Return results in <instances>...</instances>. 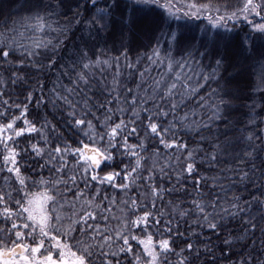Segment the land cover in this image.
<instances>
[{
  "label": "snow or ice",
  "instance_id": "snow-or-ice-1",
  "mask_svg": "<svg viewBox=\"0 0 264 264\" xmlns=\"http://www.w3.org/2000/svg\"><path fill=\"white\" fill-rule=\"evenodd\" d=\"M14 3V0H8ZM74 0H57L55 5L44 4L43 0H26L25 5H21L26 11L35 15L36 27L44 29L47 17L52 15L53 9L68 7L72 11L71 16L65 17L63 24L52 29L58 35L55 39L44 41H36L32 47H26L18 43L16 40L0 35V69L7 73L5 78L0 75V85L7 86L10 82L15 85L28 79L26 69L35 72H43L45 68L52 69L57 66L58 52L65 40L60 37L70 38L72 25L84 24L89 30L95 29L100 31L105 29L113 12L120 6L121 0H86L91 5L94 12L91 16L85 17L79 10L82 5L77 3L76 9H71L70 4ZM127 9V19L121 17L122 21L131 25L135 21L137 13L148 9L159 8L160 14L151 17L148 24L157 32L156 44L152 48V54L147 59L160 67H164L166 71L152 82L151 99L155 105V111L152 112L146 106L148 100H144L145 105L140 109L146 115L147 123L144 125L145 136L139 137L138 129L135 126L129 128L128 123L124 119L113 123L112 116L106 115L103 121L106 131L96 133L99 140L103 143L105 136L108 137L107 146L103 150L99 147H89L88 144L83 145V149H70L65 144L64 147L59 145L48 148L41 147L39 143H30L24 148H20L17 140L25 136L26 133H37L41 136L44 145H49V140L43 131V126L38 129L36 124L27 119V104H10L8 100L3 101V110H0V120L6 121L0 123V146L3 147L2 156L4 167L9 173H15L17 186H12L11 191L0 190V216H3L4 226L0 227V243L5 240L12 244L7 252L0 248V264H264V240L261 241V247L257 250L252 244L246 241L249 234H255L259 231L264 235V159L257 165L258 152H264V136H256L255 132H249L244 139L247 141L245 148L233 155L236 161L235 165L227 166L221 169V175L212 177H201L195 181L196 185H200L202 181L211 180L212 187H219L220 191H225L221 180L229 181L233 179L239 182H247L256 190L257 194H250L249 200H244L239 195H234L231 199L227 198L225 193L221 197L219 193L214 198L194 199L192 207L199 214L195 223L198 226L206 225L215 235L219 237L222 221L226 217L240 216L242 222V230L239 234L233 236L229 233L222 241L223 247L219 248L217 255V246L199 238L193 242L191 238L181 239L180 247L176 244V239L184 237V233L171 227V219L164 220V213L160 212L153 215L151 210L141 208L136 199L130 201H122L123 208L118 209L119 215L108 216L105 213L112 211L116 205L115 198L109 197L107 194L101 195L99 189L94 192L86 193L85 189L92 187L90 181H99L100 184L108 182L114 187L121 190H127L128 183H115L116 178L123 176V180L136 182L147 179L153 181L149 170V175L143 177L141 172V161L146 159L142 153L147 151L145 141L150 139H158V144L164 149L182 150L186 153L184 159L188 161L186 166L182 168V172L189 175L195 174L196 164L195 158L199 153L201 162H207L210 165L219 163L220 154L226 149L220 143H214L207 137L201 135L196 148L189 150L187 143H181L176 139V132L183 128L185 131H195L198 135L202 131H211L210 123L221 118L220 104L225 101L221 100L220 104L210 102L211 96L216 94L213 89L208 96L199 97V108L202 116H206L207 122L204 120L189 119V115H196L194 109L185 112L182 116H177L179 108L185 104L191 97L199 95V92L208 85L210 81L219 82L223 79L219 75V69L224 62L223 52L229 47L231 54L236 57L235 66L237 70L244 69L243 61H249L250 66L260 64L261 72L258 76V88L264 92V43L260 47L257 41L264 42V0H239V6H229L227 3L223 7L213 5L211 2L199 3L197 0H124ZM6 6L4 0H0V7ZM41 12L45 13L44 16ZM249 17H259L260 22H255ZM32 15L25 17V20H31ZM206 19L208 25L201 29L203 35L198 41L189 40L185 36V32L189 30V22L191 20ZM243 19L247 21L251 28V33H246L244 37L235 43L231 42V37L220 32H214L209 35L210 29L224 28L226 32H231L229 24L234 28L236 23ZM183 21V23L181 22ZM175 23V28L172 24ZM199 27V26H197ZM161 38L168 45L169 51H162ZM45 49L43 58L46 63H40L35 58L40 56L39 49ZM203 48L204 51H200ZM195 49V53L193 52ZM171 50H180L187 53L186 57L177 60ZM213 50L216 51L217 59L214 65L210 63L208 71L202 67L203 58L209 56ZM198 54L201 60L197 61L195 55ZM125 58L127 54L123 53ZM116 60L119 58L116 57ZM139 61V57L137 58ZM107 64L108 61L93 60L89 57L86 50L80 49L77 54V62H74L71 68L62 71V75H68L69 72L75 73V79H71L72 87L62 86L63 94L55 88L53 92L57 98L63 100L72 111L69 115L73 118L75 125L82 126L87 124L89 129L93 128L91 121L85 119H77L75 108L76 105L70 99L71 95L76 92L79 84L82 82L88 85V75L85 70L92 68L93 64ZM132 65H129L131 67ZM77 67L81 70L76 71ZM199 69V70H197ZM22 73V74H21ZM141 76L144 73H140ZM44 84L37 80V87L42 91ZM131 92V89L128 90ZM4 95V91L0 89V96ZM32 92H29L25 99L31 100ZM168 102V110H165L162 103ZM138 98L133 96V116L139 119V113L136 111L135 105ZM257 105L254 103L251 107L249 124L256 126L257 122L264 124V118H260L256 112ZM264 108V104L260 105ZM19 110V115L10 114L11 109ZM109 108L108 112L112 113ZM121 111H123L121 109ZM173 115V119L168 121L167 126H162L157 121L159 118H166L169 114ZM210 113V114H209ZM23 121V127H16L18 121ZM135 125L136 121H131ZM264 132V129H261ZM123 134V135H122ZM137 136L138 143L130 145L128 139L130 136ZM171 136V139L167 137ZM120 137V139H117ZM94 138V137H93ZM260 144L257 146L256 141ZM115 141V142H114ZM208 143L210 151H205L203 145ZM125 149V154L134 158V165L129 163L124 165L119 172L115 170L108 171L102 177L96 170L100 167L102 160H112L111 150L117 145ZM31 150L36 156L43 157L47 155V163L53 164L57 173L63 172L67 167L65 155L70 151L73 155L78 156L76 161L77 167L81 170V178L84 180V188L76 186L75 192L66 187V181L62 176H53L50 178L40 177L33 180V185L40 188L39 191L30 190L27 178L23 176L19 159L22 155ZM140 149V151H137ZM251 149V150H248ZM94 153L86 155L87 152ZM153 155L159 154V149H154ZM179 163L181 156H176ZM83 161V165H80ZM59 167H55L56 164ZM10 165V167H9ZM46 165H41L45 167ZM91 169V171H89ZM51 171V170H50ZM164 169L161 168V172ZM231 173V176L224 175ZM73 184H76V176L69 177ZM180 179V173L177 174V180ZM7 183V180H6ZM65 184V189L61 190L60 185ZM148 192L152 197H158L163 191L155 183H149ZM71 193L74 201L80 203V209H76V204L70 202L71 212L65 210L67 194ZM203 196V193L199 194ZM18 197V198H17ZM104 201H108V206H104ZM152 208L155 209V199L152 200ZM130 204V207H129ZM146 207V206H145ZM211 211H207V209ZM256 209L258 215L252 214V210ZM142 212L141 215L136 213ZM181 217H188L193 213L188 210H182L179 213ZM97 219L105 221L104 227H100L95 221ZM110 219L118 221L117 225L109 226L107 223ZM163 225V226H162ZM140 230V235L135 234L136 230ZM175 231V237L173 232ZM195 235V234H193ZM14 237V238H13ZM211 238H208L210 240ZM30 240V243L23 241ZM135 241V245H133ZM48 245L46 248L45 245ZM239 245V248H237ZM179 248V251H177ZM8 259H5V256ZM172 257H176L173 261Z\"/></svg>",
  "mask_w": 264,
  "mask_h": 264
},
{
  "label": "trees",
  "instance_id": "trees-1",
  "mask_svg": "<svg viewBox=\"0 0 264 264\" xmlns=\"http://www.w3.org/2000/svg\"><path fill=\"white\" fill-rule=\"evenodd\" d=\"M199 3L211 2L213 5L223 7L225 3L229 6H239V0H197ZM6 6L0 7V35L10 37L16 40L18 43L25 45L26 47H32L36 41H44L49 39H55L58 35L52 29L63 24L65 17L71 16L73 13L69 11L68 7L63 9H53L52 15L47 17L46 24H50L51 27H45L44 29H38L36 27L35 15L32 13H22L26 11L21 5L26 4V0H14V3H9L8 0H4ZM44 4L55 5L57 0H43ZM79 3L82 7L79 9L83 16H91L94 9L91 5L86 3V0H74L70 4L71 9H76V5ZM103 4V0H101ZM159 8H154L151 11L145 9L142 12L137 13L133 24L128 25L123 22L121 17L127 19V9L125 7L124 0H121L120 6L116 8L113 15L110 18L108 26L100 31L95 29L89 30L86 25H72V31L69 34L70 38L60 37L61 40H65V43L61 45V50L58 52L57 66L52 69L45 68L43 72H35L31 69H26L28 72V79L17 82L15 85L10 82L7 86L0 85V89L4 91V95L0 96V110H3V101L8 100L10 104H27L28 115L27 119L34 122L38 129L43 126V131L49 140V145H44L41 136L37 133H26L25 136L18 138L17 143L20 148L26 147L30 143H39L41 147L52 148L57 145L64 147L65 144L70 146V149L76 148L83 149L84 144H88L89 147H99L103 150L107 146L108 137L105 136L103 143L99 140V136L96 133L103 134L106 129L103 121L106 115L112 116V122L117 123L120 119H124L128 123L129 128L132 126L137 127L140 138L145 136L144 125L147 123L146 115L140 109L144 107V100H148L146 105L150 111H155V105L151 99V88L149 85L166 71L164 67H160L156 64H152L147 56L152 54V48L156 44L157 32L148 24V20L151 17H156L160 14ZM32 15L31 20H25V17ZM44 16L45 13L41 12ZM255 22H260L259 17H249ZM183 23V21H181ZM208 25L206 19L191 20L189 22V30L185 32V36L189 40L198 41L203 35L201 29ZM199 26V27H197ZM175 28V23L172 24ZM229 28H232L231 32H226L224 28L210 29L209 35L214 32H220L226 36L231 37V42L235 43L245 36L246 33H251V28L247 21L241 19L233 28L229 24ZM264 42L257 41V46L260 47ZM162 51H169L168 45L165 44L164 39L161 38ZM80 49H84L88 52L89 57L93 60L99 59L100 61L107 60L108 63L93 64L92 68L85 70L88 75V85L85 86L82 82L73 93L70 99L76 105L75 112L77 119H85L91 121L93 128L89 129L87 124L77 126L74 123L73 118L69 115L72 111L63 100L57 98L53 92L55 88L57 91L63 93L62 86L72 87L71 79H75V73L69 72L68 75H62V71L71 68L74 62H77V54ZM41 55L35 59L40 63H46L43 58L45 49L38 50ZM172 54L177 60L187 56V53L180 50H171ZM200 51H204L200 48ZM195 53V49H193ZM127 54V58L125 55ZM224 62L219 69V75L223 79H219V82L210 81L205 86L198 96L191 97L185 104H182L178 110L177 116H182L185 112H189L194 109L195 116L189 115V119L206 120V116H202L201 109L199 108V97L208 96L213 89L216 90V94L211 96L210 102L220 104V101H225L224 104H220L221 118L210 123L211 131H202L199 135L195 132L185 131L180 128L176 132V139L181 143H187L189 150L196 148L197 143L201 135L208 138V140L214 143H220L226 150L219 156V163L210 165L207 162H201V156L203 153H199L195 158V174L189 175L186 172H182V168L186 166V153L182 150L176 149H164L163 146L158 144V139H150L145 141L147 151H144L142 155L146 159H142V168L145 169L141 172L143 177L149 175V170L153 176V181L147 179L139 180L136 182L125 181L123 176L116 178L115 183L121 182L128 183V189L121 190L114 187L112 184L105 182L100 184L99 181H90L92 187L85 189L86 193H91L99 189L101 195L107 194L109 197L115 198L116 205L112 208V211L105 213V215H119L118 209L123 208L122 201L136 199L141 208L145 210H151L153 215H157L160 212L164 213V220L171 219V227L176 229L179 227V231L184 233V237L176 239V244L183 247L181 239L191 238L195 242L198 238L208 242L210 245L217 246V255H219V248L223 247V239L231 233L233 236L239 234L242 230V222L240 216L226 217L222 221V228L220 229L219 237L215 235L206 225L198 226L195 220L198 217V213L192 207V201L194 199H212L217 193L221 197L227 194V198L231 199L234 195L242 197L241 203L244 200L250 199V194H257L256 190L251 184H245L247 182H239L233 179L231 184L227 180H221L220 183L224 185L225 191H220L219 187H212V181L209 179L206 182L202 181L200 185H196L195 181L201 177H212L221 175V169L235 165L236 161L232 158L237 152H240L245 148L247 141L244 137L249 132H255L256 136H264V124L257 122L256 126L249 124L250 111L252 105H257L256 112L260 118H264V108L260 105L264 104V92H261L258 88V76L261 72V65H251L249 61H243L246 71L235 70L236 57L231 54V48L223 52ZM119 59L116 60L115 58ZM139 57V61L138 58ZM216 51L203 58L202 67L205 71L209 69L207 66L212 63L214 65L215 59H217ZM195 59L201 60V57L196 54ZM129 65H132L129 67ZM81 69L77 67L76 71ZM199 70V69H197ZM144 73L143 76L140 73ZM22 74V73H21ZM0 75L7 77V73L0 69ZM71 78V79H70ZM37 80L43 83L45 86L41 91L37 87ZM131 89V92L128 90ZM32 92L33 96L31 100H26V95ZM66 94V93H63ZM133 96L138 98V103L135 105L136 111L139 113V119L133 116ZM156 103H162L165 110H168V102L159 101L156 98ZM111 108L112 113L108 112ZM121 109L123 111H121ZM10 114L19 115V110L11 109ZM210 114V113H209ZM173 119V115L170 113L166 118H159L157 121L162 126H167L168 121ZM135 120L133 125L131 121ZM6 121L0 120V123ZM23 121H18L16 127H23ZM123 135V134H122ZM94 137V138H93ZM171 139V136L167 137ZM117 139H120L118 137ZM115 142V141H114ZM130 145L137 144V136H130L128 139ZM259 146L260 141H256ZM205 151H210V145L205 143L203 145ZM159 149L158 155H153L154 149ZM251 150V149H248ZM140 151V149H137ZM90 152V151H89ZM89 152H87L89 154ZM113 159L102 160L100 167L96 170L102 177L108 171L115 170L119 172L121 168L126 164H133L135 160L130 155L125 154L119 144L115 149L111 150ZM0 153H3V147L0 146ZM86 153V155H87ZM93 155V154H92ZM181 156V160L178 163L176 156ZM19 159V164L22 169V174L27 178V182L30 185V190L37 192L39 187L33 185V180H38L40 177L50 178L53 176H62L66 181V187L75 192L76 186L84 188V180L81 178V170L76 165V161L79 159L70 151L65 155V161L67 167L63 172L57 173L53 164L47 163V155L40 157L29 151L22 155ZM264 159V152L257 153V159L255 163L260 164V161ZM83 161H80V165H83ZM41 165H46L41 167ZM10 167V165H9ZM55 167H59L57 163ZM161 168L164 169L161 172ZM51 170V171H50ZM91 171V169L89 170ZM180 173V179L177 180V174ZM76 176V184H73L69 177ZM224 175L231 176V173ZM7 180V183H6ZM149 183H155L163 191L158 197H152L148 192ZM12 186L18 187V182L15 180V173H9L7 168L4 167L2 156H0V190L5 192L11 191ZM61 190L65 189V184L60 185ZM203 193V196L199 194ZM18 198V197H17ZM155 199V209L152 208V200ZM65 203V210L71 212L70 202L76 204V209H80V203L74 201V197L71 193L67 194V201ZM109 202L104 201V206H108ZM146 206V207H145ZM130 207V204H129ZM188 209L193 214L188 217L179 216V212ZM2 211V208H0ZM211 211V209H207ZM141 215L142 212L136 213ZM252 214L258 215L256 209L252 210ZM3 216H0V227L4 226ZM100 227H104L105 221L97 219L95 221ZM109 226L117 225L118 221L110 219ZM163 226V225H162ZM135 234L140 235V230L137 229ZM195 234V235H193ZM0 233V236H3ZM175 231L173 237H175ZM14 238V237H13ZM208 238H211L208 240ZM264 240V235L259 231L255 234H249V239L246 241L248 244H252L255 241V248L257 250L261 247V241ZM30 243V240L23 241ZM135 245V241L132 242ZM12 244L5 240L0 243V248L6 252L11 248ZM47 248L48 245L46 244ZM239 248V245H237ZM179 251V248H177ZM8 259L6 255L4 257ZM175 261L176 257H172Z\"/></svg>",
  "mask_w": 264,
  "mask_h": 264
},
{
  "label": "rangeland",
  "instance_id": "rangeland-1",
  "mask_svg": "<svg viewBox=\"0 0 264 264\" xmlns=\"http://www.w3.org/2000/svg\"><path fill=\"white\" fill-rule=\"evenodd\" d=\"M28 11H24V12H22V13H27ZM235 70H237L236 68H235ZM244 70L246 71V69H245V64H244ZM92 154H94V153H92V152H89V154L87 153V155H92Z\"/></svg>",
  "mask_w": 264,
  "mask_h": 264
}]
</instances>
